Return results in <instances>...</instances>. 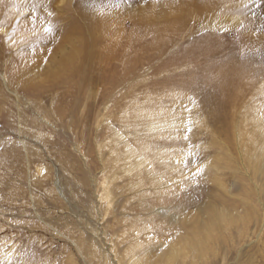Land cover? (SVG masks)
Returning <instances> with one entry per match:
<instances>
[{"label": "rangeland", "instance_id": "374dc122", "mask_svg": "<svg viewBox=\"0 0 264 264\" xmlns=\"http://www.w3.org/2000/svg\"><path fill=\"white\" fill-rule=\"evenodd\" d=\"M200 1L0 0V264L155 259L216 205L226 264H264V0Z\"/></svg>", "mask_w": 264, "mask_h": 264}, {"label": "bare ground", "instance_id": "6f19581e", "mask_svg": "<svg viewBox=\"0 0 264 264\" xmlns=\"http://www.w3.org/2000/svg\"><path fill=\"white\" fill-rule=\"evenodd\" d=\"M213 1H215V0H213ZM196 7H197V5H196ZM198 7L203 11V9L210 7V4H208L207 2L204 3V1L201 0L200 2H198ZM117 38H113V39H116L117 40ZM116 40H114V42H116ZM117 42H118V40H117ZM115 45H116V43H115ZM211 64H208L207 69L209 68V66H211ZM241 64H239V67H237L238 64H237L236 67L234 66L235 64L232 65L231 66L232 69H230V71H228V72H226L224 74V81H223V83L222 84H218V85L215 84L213 86L212 95L215 94L217 97H220V100L222 102H223V100L225 98L227 99V96H228V94L230 95V93H231L230 91L233 88V86L235 85V82H237L239 80V78L241 77V74H238V76L236 75L237 74L236 72L239 69H241V66H243ZM205 71L207 72V70H205ZM205 76H207V75H205ZM205 97L209 98L208 95H206ZM162 117H165V116H162ZM173 119H176V118H173ZM160 120H161V116H160ZM258 120L259 119L254 120L253 123L255 124L257 122L256 125H258ZM174 122H175L174 120H169V119L168 120L162 119V121H159V120H155L154 119L151 122L150 126H149V130L150 131H154V130L164 131V130L169 129L173 125ZM146 123L148 124L149 122H146ZM160 133H158V135ZM261 137L262 138H260V139L262 140V143H260L257 134H254V135H251L250 136L251 144L254 145V150L255 151H254V153H252L251 156L249 155V157L252 160L254 159V161L257 162V165L259 166V168L261 167L262 171H264V134ZM135 149L134 150H131L130 149L129 152H128V150H126V151L130 155V157H132V158L135 159V162H134V165L136 166L135 169H136V171H138L137 173H139V174L142 175V174H144L146 172L147 169H149V167H150V165H151L152 162L149 160V156L147 155L149 153H146V152L143 153L142 152V154H140ZM156 153H158V152H156ZM164 157H162V158H164ZM182 163H183V161H182ZM145 168H147V169L144 172L143 169H145ZM152 173L155 174V172H152ZM149 174H150V172H149ZM151 175L153 176V174H151ZM156 178H158V175L156 176ZM157 181H155V182H157ZM216 206H211L207 210V213H206L207 214V218L206 219H199V220L183 219L182 220L180 218L181 220L180 219L179 220H176L177 223L181 227H184V228L187 227L188 228V233L185 235L184 234L185 231L183 230V234L184 235L183 234H179V235H183V236H181V240H179L178 243L172 244V247H170V249L166 250L164 247H162L161 249L159 248L160 250L158 251V253H159L158 258H155V259L150 258L148 255L151 252H149L150 250L147 249V248H145V247L132 248V249H130L127 252V254H126L128 260H129L128 261L129 264H226L227 263V260H228L227 255H228V253L232 252V249L234 247H233V244H231L232 242L231 243H227L226 242V239L224 238V237H226V236H224L225 235L224 232H226V230L227 231L229 230L228 228H230L229 226L233 222H237L238 220H244V218L240 217L239 214L238 215H234V213H232V210H230L231 208H228L225 205L217 206V207ZM201 215H203V214H201ZM241 223H243V222H241ZM261 225L262 226H261L260 231L261 230H264V221H263V223ZM247 226H248V224H247ZM240 228H241V226H240ZM179 232H180V230H179ZM230 236H232V235H230ZM246 236H248V235H246ZM229 239H230V237H229ZM237 243L238 242H236V244ZM234 244H235V242H234ZM240 251L241 250L239 249L238 250V255H240ZM84 253L86 255V252H84ZM88 254L91 255L93 253L88 252ZM241 254L243 255V253H241ZM85 255L83 254V257ZM263 257H264V255H263ZM86 258H87V256H86ZM103 258H104V255H103ZM103 258H101V259H103ZM237 258H239V256H237ZM249 261H250V259H249ZM85 262H87V261H85ZM98 263H99V261H98ZM103 263L104 264L105 263L107 264V260L103 261ZM116 263L117 264H126L127 262H123V261L121 262V261L117 260ZM237 264H248V263L241 262V260H240V262L237 261Z\"/></svg>", "mask_w": 264, "mask_h": 264}]
</instances>
